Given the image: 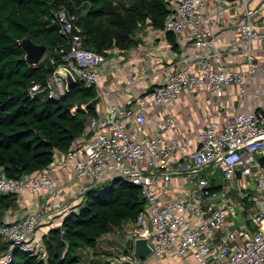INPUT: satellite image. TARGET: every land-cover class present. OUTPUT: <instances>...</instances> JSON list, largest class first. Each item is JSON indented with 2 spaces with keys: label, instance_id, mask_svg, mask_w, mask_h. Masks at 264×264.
Segmentation results:
<instances>
[{
  "label": "built area",
  "instance_id": "2783aa9c",
  "mask_svg": "<svg viewBox=\"0 0 264 264\" xmlns=\"http://www.w3.org/2000/svg\"><path fill=\"white\" fill-rule=\"evenodd\" d=\"M252 2L169 0L170 12L159 31L168 45V31L179 46L192 37L197 50L182 48L152 74L154 84L120 102L101 82L107 55L86 46L76 13L66 6L57 9L55 19L69 45L60 50L63 63L32 90L50 97L65 94L67 81L60 73L65 66L77 81L101 89L106 110L90 117L62 163L54 158L20 178L0 166V193L28 190L62 198L64 189L53 170L74 162L75 177L89 183L71 192L69 202L81 199L84 205L88 190L107 181L141 186L145 205L126 238L133 248L119 255L121 261L137 262L134 243L147 237L152 249L148 258L167 257L179 264H264V107L257 99L249 112L233 105L236 96L246 93L245 78L264 72V0L255 6ZM220 22L235 28L231 51L243 56L239 68L223 61L216 35ZM196 92L206 93L208 105L203 124L192 133L175 119V111L183 97ZM254 94L261 96L259 86ZM44 218L42 211H29L0 223L1 238L8 243L0 264H11L16 249L48 257L38 233Z\"/></svg>",
  "mask_w": 264,
  "mask_h": 264
},
{
  "label": "trees",
  "instance_id": "16d2710c",
  "mask_svg": "<svg viewBox=\"0 0 264 264\" xmlns=\"http://www.w3.org/2000/svg\"><path fill=\"white\" fill-rule=\"evenodd\" d=\"M63 6L77 14L86 46L107 56L112 49L137 45L134 33L146 23L163 29L170 12L169 0H0V166L12 178L49 165L56 150L67 151L97 114L99 91L82 81L60 97L32 90L64 61L60 50L69 43L55 19ZM27 36L47 44L51 55L31 65L20 45ZM167 36L178 49L176 35L168 31ZM87 195L78 211L45 235L47 258L16 249L11 264H93L82 248L96 247L103 234L135 220L145 205L141 186L119 179L93 187ZM17 202L18 193H0V223ZM7 245L0 235V255Z\"/></svg>",
  "mask_w": 264,
  "mask_h": 264
},
{
  "label": "crops",
  "instance_id": "0c3cea01",
  "mask_svg": "<svg viewBox=\"0 0 264 264\" xmlns=\"http://www.w3.org/2000/svg\"><path fill=\"white\" fill-rule=\"evenodd\" d=\"M261 1L253 0L252 4L255 6ZM190 32L191 30H188L186 32L187 35ZM216 35L223 48L222 58L224 63L233 68H239L244 61L243 56L241 52L234 53L231 51V47L237 38L235 28L230 24L220 22L216 27ZM134 36L139 41L138 44L126 51H120L117 48L111 50L103 68L101 82L115 92L113 99L119 102L141 94L149 85H152L151 83L154 84L152 74L155 76L157 70L164 64L169 63L170 58L176 57L182 48L191 53L197 50L192 37L186 38L184 45L181 44L178 49H175L172 45H168L166 35L162 31H159V29L154 28L150 23H146L139 28L134 33ZM245 83L247 87L246 93L233 99L235 109L239 112L251 111L254 108V99H257L260 106L264 107V72L258 70L253 75L247 76ZM255 86L261 88V96L259 98H256L254 94ZM100 95L101 100L97 103V113L105 112L106 110V100L101 92ZM185 97L178 104V108L175 111V119L180 121L185 130L192 131L193 133L204 122L208 105L206 101L207 97L205 92L189 93ZM64 152L56 150L55 160L62 163ZM64 164L57 170H53L58 185L64 189L62 198H54V195L48 192L34 194L26 190L18 193L17 204L6 211L3 220L23 217L29 211H42L45 214V218L38 229V233L43 241L45 235L51 229L61 226L64 219L74 212L81 203V199L69 202L71 192L79 191L82 184L89 183V180H79L75 177L74 162ZM56 204L60 205L59 208L55 206ZM72 207L75 208L71 209ZM132 227V221H127L121 226L114 227L100 237L96 247L87 246V248H82L83 257L88 262L95 257L103 256L108 258L106 249L113 248L116 250L117 246L119 247V243L124 245L128 232ZM131 244L133 245L132 241ZM132 248L133 246L128 244L126 252H121L119 248L118 251L116 250V254L117 256L118 253L126 255L131 252ZM88 253L90 254L88 255ZM117 256L115 257L117 258ZM151 260L152 257L147 258V260H140V262L149 264ZM160 261L179 264L167 257H161ZM124 263L134 264L128 263V261Z\"/></svg>",
  "mask_w": 264,
  "mask_h": 264
},
{
  "label": "water",
  "instance_id": "95a60500",
  "mask_svg": "<svg viewBox=\"0 0 264 264\" xmlns=\"http://www.w3.org/2000/svg\"><path fill=\"white\" fill-rule=\"evenodd\" d=\"M20 45L23 47L24 51L26 52V58L31 65L38 64L43 58L46 51L48 50L47 44L38 43L29 36L20 39ZM60 73L63 74V76L67 81L68 89L77 82L75 75L68 67L64 66L60 68ZM22 175H23V170L17 176V178H20ZM151 252L152 249L147 237H139L136 239L135 255L138 260L148 258L151 255Z\"/></svg>",
  "mask_w": 264,
  "mask_h": 264
},
{
  "label": "rangeland",
  "instance_id": "374dc122",
  "mask_svg": "<svg viewBox=\"0 0 264 264\" xmlns=\"http://www.w3.org/2000/svg\"><path fill=\"white\" fill-rule=\"evenodd\" d=\"M50 55H51V51H50V49H48L46 51V53L44 54L43 58L48 57ZM95 88L99 91V100H101V95H100L101 89H99L97 86H95ZM102 99H104V98H102ZM87 198H88V195H87ZM80 205H82V204H79L77 209L74 210V211H78L79 208H80ZM73 208H75V207H72L71 209H73ZM124 243H125L124 245L119 243V247L117 246L116 250L118 251V249L120 248L119 250H121V252H126L128 244L133 246L131 244V241L130 242L125 241ZM114 247H115V245H114ZM85 248H87V247H85ZM116 250H114L113 248L112 249L111 248L110 249L109 248L106 249L107 255L109 256L108 258H105L103 256L95 257V258L92 259L91 263H93V264H126V263H124L123 261L120 260V257H119L120 254L119 253H118V256H117ZM45 251H46L45 252L46 255H48V249L46 247V244H45ZM91 252H93V251H91ZM89 254L90 253H88V255ZM115 256H117V258ZM160 259H161V257H152V260H151V262L149 264H170L169 262L164 263L163 261H160ZM134 264H144V262H140V260H138V262H136Z\"/></svg>",
  "mask_w": 264,
  "mask_h": 264
}]
</instances>
